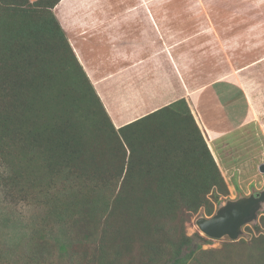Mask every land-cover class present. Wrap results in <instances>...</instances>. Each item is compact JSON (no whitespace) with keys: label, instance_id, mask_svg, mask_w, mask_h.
I'll list each match as a JSON object with an SVG mask.
<instances>
[{"label":"trees","instance_id":"1","mask_svg":"<svg viewBox=\"0 0 264 264\" xmlns=\"http://www.w3.org/2000/svg\"><path fill=\"white\" fill-rule=\"evenodd\" d=\"M0 1V183L11 201L62 227L60 250L80 244L75 264L199 263L186 223L229 189L186 100L117 128L54 12L61 0ZM175 109L191 124L162 118ZM254 244L264 261V235Z\"/></svg>","mask_w":264,"mask_h":264},{"label":"crops","instance_id":"2","mask_svg":"<svg viewBox=\"0 0 264 264\" xmlns=\"http://www.w3.org/2000/svg\"><path fill=\"white\" fill-rule=\"evenodd\" d=\"M192 1L209 2L206 18L218 53L264 55V0ZM177 7L168 0H61L55 8L117 128L185 99L220 169H231L244 163L250 125L260 124L255 112L264 110V95H256L261 91L254 89L249 68L264 56L233 71L224 67L202 84L179 54L186 44L180 23L187 16ZM131 106L135 113L124 119ZM179 116L191 124L185 109L165 111L162 118Z\"/></svg>","mask_w":264,"mask_h":264},{"label":"rangeland","instance_id":"3","mask_svg":"<svg viewBox=\"0 0 264 264\" xmlns=\"http://www.w3.org/2000/svg\"><path fill=\"white\" fill-rule=\"evenodd\" d=\"M168 1L178 6V13H183L187 16L186 20L180 23L184 27L186 44L181 46L179 54L184 56L186 63L189 65L186 68L188 69L187 71L194 77L200 76L202 84L208 83L212 74L224 73L225 71H222L224 67H230V70L233 71L237 67L246 65L247 62L251 64V62H256L258 58L264 56L262 54L225 55L218 53L211 38V35L213 37L214 34L210 35V22L206 18V14L210 12L209 2L192 0ZM3 2L0 1V4L3 5ZM5 2L9 3L10 1ZM106 7V10L112 12V6ZM173 8H176V6H173ZM54 12L57 15L56 8H54ZM171 12L176 11L171 10ZM194 14L200 15L201 19L195 20L192 18L191 15ZM257 65L261 66L257 67ZM249 69L253 71L249 73V78L254 83V89L261 91L256 95L259 94L262 98V94L264 95V61L252 67L250 66ZM258 84L260 85L258 86ZM70 86L72 89L70 91H73L77 96L76 93L79 90L74 85H71V82L70 85L67 83V89ZM262 101L264 104L263 99ZM42 110L49 117L51 109H48V106H44ZM255 113L258 115L260 124L253 122V127L250 125L246 147L244 148L247 149V151H244V155L247 156L243 158L244 163L240 164V161L238 164L234 163L231 169L223 168L224 173L221 169L229 193L221 195L219 202H214L213 214L229 200H236L241 196H248L264 190V172L260 170L261 164L264 163V110L260 109L259 112ZM232 152L239 154L235 149ZM0 170H3L1 164ZM37 207V205L23 201L12 202L11 197L5 193L0 183V252L4 253L2 260L6 261L7 264H75L74 259L71 261L70 252L72 250L83 251V248L78 244L71 249L69 246V250H60L59 242L70 244L67 234L59 225L43 228L45 226L43 223V211ZM211 215H208L205 208H201L198 212L192 214L186 223L187 234L195 238L194 246H197L198 243L203 244L202 252L199 254L200 262L196 264H264L262 259H258L262 247L260 244H254L255 238L264 235V224L262 222L264 206L259 211L258 218L254 222L242 227V233L239 239L236 240L243 242L241 244L242 247L229 245L232 240L228 236L211 238L200 230L197 225V219ZM256 225H259L260 229ZM35 257L39 259L34 260ZM260 260L262 261L259 262ZM78 261L81 260H76V262Z\"/></svg>","mask_w":264,"mask_h":264},{"label":"water","instance_id":"4","mask_svg":"<svg viewBox=\"0 0 264 264\" xmlns=\"http://www.w3.org/2000/svg\"><path fill=\"white\" fill-rule=\"evenodd\" d=\"M260 170L264 172V163ZM264 206V190L229 200L216 213L197 219L200 230L211 238L228 236L232 241L239 239L242 227L254 222Z\"/></svg>","mask_w":264,"mask_h":264},{"label":"bare ground","instance_id":"5","mask_svg":"<svg viewBox=\"0 0 264 264\" xmlns=\"http://www.w3.org/2000/svg\"><path fill=\"white\" fill-rule=\"evenodd\" d=\"M64 1V0H63ZM68 1H72V0H65V3L66 2H68ZM63 3V2H62ZM68 4V3H67ZM67 4H65V5H67ZM59 7H60V5H59ZM63 8V10H64V8L65 7H62ZM66 8H68V7H66ZM61 9V8H60ZM60 12H62L63 13V11H60ZM93 75V74H92ZM132 107V109L134 110V107L133 106H131ZM133 110H131L130 108H129V110H125V112H124V119H129V117H131L134 113H135V111H133Z\"/></svg>","mask_w":264,"mask_h":264}]
</instances>
